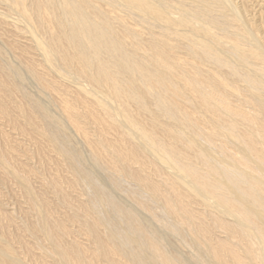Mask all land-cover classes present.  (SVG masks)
<instances>
[{
	"label": "bare ground",
	"instance_id": "1",
	"mask_svg": "<svg viewBox=\"0 0 264 264\" xmlns=\"http://www.w3.org/2000/svg\"><path fill=\"white\" fill-rule=\"evenodd\" d=\"M0 129V264H264V0H0Z\"/></svg>",
	"mask_w": 264,
	"mask_h": 264
},
{
	"label": "rangeland",
	"instance_id": "2",
	"mask_svg": "<svg viewBox=\"0 0 264 264\" xmlns=\"http://www.w3.org/2000/svg\"><path fill=\"white\" fill-rule=\"evenodd\" d=\"M30 84H28L27 85V87L29 86ZM30 87H34L33 85H32V83H31V85L27 88L28 90H30ZM33 90H35V88L33 89ZM33 90H30V91H33ZM7 129V125H4V127H3V130H6ZM0 131H1V129H0ZM7 131V130H6ZM1 142V141H0ZM1 190V192H2V195H4L5 197H8V198H6V200H4L5 201V204H7V203H12L11 201V199H12V197L14 196V195H12L11 196V193H10V191L9 190H6V189H3V188H0ZM6 194H7V196H6ZM13 194V193H12ZM9 195V196H8ZM3 199H5L4 197H3ZM10 200V201H9ZM7 202V203H6ZM1 203V202H0ZM3 204V203H2ZM0 209H2V208H0ZM22 210H20V212H16V214H18L19 213V215L20 216H22V212H21ZM18 216V215H17Z\"/></svg>",
	"mask_w": 264,
	"mask_h": 264
}]
</instances>
